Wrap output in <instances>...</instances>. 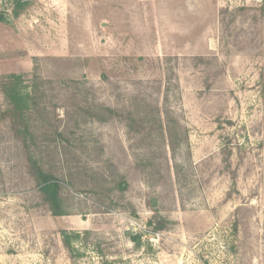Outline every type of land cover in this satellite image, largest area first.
Returning <instances> with one entry per match:
<instances>
[{
    "label": "rangeland",
    "instance_id": "1",
    "mask_svg": "<svg viewBox=\"0 0 264 264\" xmlns=\"http://www.w3.org/2000/svg\"><path fill=\"white\" fill-rule=\"evenodd\" d=\"M16 1L0 0V264H264V0H21L15 18Z\"/></svg>",
    "mask_w": 264,
    "mask_h": 264
},
{
    "label": "trees",
    "instance_id": "2",
    "mask_svg": "<svg viewBox=\"0 0 264 264\" xmlns=\"http://www.w3.org/2000/svg\"><path fill=\"white\" fill-rule=\"evenodd\" d=\"M26 5H27V2L17 0L13 7V17L15 18L18 17L19 11L22 10ZM0 21L6 22L7 20L3 15H0ZM18 77L19 76H15V75L8 76L9 81L8 83L4 84L6 95L10 97L11 100L15 101L17 110L21 109L20 107L21 98L15 92V90H17V82L19 80ZM33 94H36V91H34ZM74 108L77 110L81 109L79 105H76ZM90 109L87 110L88 114L90 113ZM96 112H98L100 116L104 117V120H99V121L113 120L115 119V117L122 118L123 122L126 123V128L129 132L133 130V125L136 124L134 123L135 116L131 113V110L127 108L123 109L122 112L119 114V116L117 112H114L111 109L105 108V107L97 108ZM162 115L164 116V114H162L161 112L160 113L158 112L156 116L148 123L156 127L157 137L159 136L162 142L166 141L167 144L171 146V148H173V146L177 145V144L174 145L172 142L173 138L175 140L174 132L171 128L167 129L166 125H164L163 123L164 118H162ZM145 121L146 119L143 118V123H145ZM164 121L166 122V119ZM137 124H141V123L137 121ZM63 129H62V132L64 131ZM44 132L45 130L43 126H40V128L38 126L35 129V133L39 134L38 137L44 136L45 135ZM62 132L52 135V137L50 138L52 139L51 143L53 144L52 149L55 150V154L57 155L60 152H58L57 145H54V143L56 142V140H59L60 138H62ZM30 135L31 134L29 133V129L28 128L26 129L25 127L23 137L25 136V138L32 140L30 138ZM171 151H173V149ZM29 165H30V171L33 174L35 183L37 185L41 200L43 201V204L47 207L50 215L52 217H61V216L66 215V212L63 207V199H62L61 192H60L62 187L60 185V181L58 180V178H56L50 172H45L42 168L38 166L37 162L35 161L32 162L31 158H29ZM147 226L150 227L154 233L161 232L166 229L165 224H163V222L161 221H158L155 216L149 219V221L147 222Z\"/></svg>",
    "mask_w": 264,
    "mask_h": 264
}]
</instances>
